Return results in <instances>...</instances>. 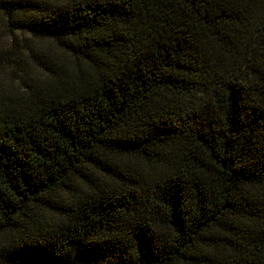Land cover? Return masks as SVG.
<instances>
[{"label":"trees","instance_id":"16d2710c","mask_svg":"<svg viewBox=\"0 0 264 264\" xmlns=\"http://www.w3.org/2000/svg\"><path fill=\"white\" fill-rule=\"evenodd\" d=\"M0 264H264V0H0Z\"/></svg>","mask_w":264,"mask_h":264}]
</instances>
